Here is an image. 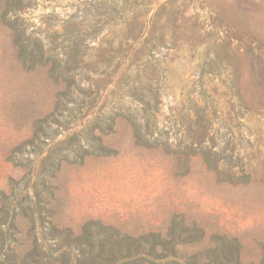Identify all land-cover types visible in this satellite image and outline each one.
Returning a JSON list of instances; mask_svg holds the SVG:
<instances>
[{"label":"rangeland","instance_id":"374dc122","mask_svg":"<svg viewBox=\"0 0 264 264\" xmlns=\"http://www.w3.org/2000/svg\"><path fill=\"white\" fill-rule=\"evenodd\" d=\"M116 1L0 0V264H264V0Z\"/></svg>","mask_w":264,"mask_h":264},{"label":"trees","instance_id":"16d2710c","mask_svg":"<svg viewBox=\"0 0 264 264\" xmlns=\"http://www.w3.org/2000/svg\"><path fill=\"white\" fill-rule=\"evenodd\" d=\"M110 6L112 9L121 6L119 1L110 0ZM3 19L10 20V17H6V13L2 14ZM17 19L14 23L9 24L8 39L10 42V49L13 59L16 63L25 71H31L38 67H47L50 63L49 72H53L57 65H60V60L58 56H54L53 52L49 47L45 46L40 39L33 38L32 35L27 34L26 28L23 24H16ZM210 60L205 63H209ZM203 67V65H200ZM195 89L187 92L185 97V106L187 111L193 112L195 119L198 121H203L205 119L204 112L206 109H214V102L211 97L204 90V81L202 76L195 83ZM197 95L203 104V108L196 105L191 95ZM137 99V104L133 107L124 106L119 110L118 114H112L111 111L104 115V121L113 123L116 117H122L126 120L133 119L136 121L137 135L142 139H149L155 131L158 129L157 126V110L152 108L149 102L143 101V98L135 96ZM98 120V119H97ZM204 127L205 135L207 132L206 126ZM87 133V132H85Z\"/></svg>","mask_w":264,"mask_h":264}]
</instances>
